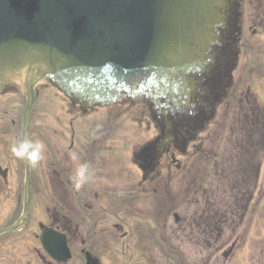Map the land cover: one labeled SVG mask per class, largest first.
<instances>
[{
    "label": "flooded vegetation",
    "instance_id": "1",
    "mask_svg": "<svg viewBox=\"0 0 264 264\" xmlns=\"http://www.w3.org/2000/svg\"><path fill=\"white\" fill-rule=\"evenodd\" d=\"M232 2L236 0L229 1L225 27L212 50L214 61L194 76V109L171 110L172 141L162 146L130 144L126 164L119 161L127 154L117 142L122 140L121 114H108L112 123L107 133L99 131L103 140L84 143L74 140L73 124L89 114L76 109L70 111L78 117L67 127L69 146L49 150L47 170L42 161L29 166L26 195L23 161L11 152L20 138L12 116L16 112L0 109V122L10 125V131L0 126V264H201L205 250L196 218L207 213L205 201L222 207L214 215H228L213 220L210 229L235 234L249 223L250 213L257 215L264 198V0L254 8L257 13L241 17V26ZM222 50L233 56L231 61H216ZM150 113L136 118L145 129L153 125ZM204 131L209 141L200 140ZM71 153L78 159L71 160ZM136 153L139 157L133 158ZM79 163H88L95 178L76 191L72 176ZM123 180L128 187L122 188ZM154 198L162 205L155 206ZM191 246L192 251L187 249Z\"/></svg>",
    "mask_w": 264,
    "mask_h": 264
},
{
    "label": "water",
    "instance_id": "2",
    "mask_svg": "<svg viewBox=\"0 0 264 264\" xmlns=\"http://www.w3.org/2000/svg\"><path fill=\"white\" fill-rule=\"evenodd\" d=\"M220 1L0 0V85L39 64L27 76L21 136L29 131L34 87L45 79L87 105L147 98L161 114L164 99L178 106Z\"/></svg>",
    "mask_w": 264,
    "mask_h": 264
},
{
    "label": "rangeland",
    "instance_id": "3",
    "mask_svg": "<svg viewBox=\"0 0 264 264\" xmlns=\"http://www.w3.org/2000/svg\"><path fill=\"white\" fill-rule=\"evenodd\" d=\"M227 0H221L220 5H214L213 11L215 12V23L213 24V27L208 29L207 35H211L212 32H216L217 35H221L220 32H217L218 25L220 22H222V18L225 15L227 17L226 12L223 10L224 6L227 4ZM235 3L236 9V19L238 20V23L242 24L241 17L244 14H253L257 13L254 12V8H257V4L259 3V0H253L251 3H246L245 1L236 0V2H232V4ZM251 4V6H249ZM230 12V11H229ZM231 17V13H230ZM240 24V26H241ZM238 26V29L241 27ZM242 28L240 29V31ZM215 36V41L213 44L209 47V49L206 51V61L207 63H210L213 60V54L212 50L213 47L218 43V36ZM241 36V33L237 34ZM247 34L244 32L242 38ZM243 41V40H241ZM238 50V48H237ZM232 55L227 53L226 50H222L217 53L216 55V61L219 62H229L231 61ZM240 61V60H239ZM191 68L194 67V64L190 65ZM197 71L200 73H203L205 71V65L198 60L197 62ZM16 75L7 74L4 76V78H7L6 83L2 86V91H0V109L9 111L10 114L12 112H16L12 114L14 115V120L17 122L19 117H15L16 114L22 115V102L23 98H25V91H26V81L23 79H17L15 77ZM184 81V80H183ZM183 83H186L185 81ZM194 86H197V83L193 82ZM184 86V85H183ZM187 88H191L190 86H187ZM198 87H195L194 91L190 90L185 92L186 97L182 98L180 101V105L183 106L185 109H194L191 107V105H195V102L192 101L193 97L195 96V93L197 92ZM203 90V89H202ZM204 91V90H203ZM189 92H192V94L188 95ZM196 101V99H195ZM76 102V101H75ZM164 103L166 105H169V108L174 106L172 102H169L168 100L164 99ZM153 104L151 103H143V101H139L138 103H132L131 105H111L106 107H97L92 106V109H85L83 110V114L86 112L89 114L86 115L88 118L81 119L79 121L74 122V140L76 142L78 141H84V143L93 142L97 143L103 139L101 138V135H99V131L103 130V133H107V127L112 123L107 119L108 114H113L114 112L120 113L121 116L119 117L120 124V132L122 134V140H117L118 147L121 149L123 148V152L127 154V156L122 157V161L119 160L122 164H126L128 162V158H130V154L128 150L131 152L130 144L131 145H142L144 142H151V143H157L161 140L160 130L159 127H156V120L154 118V115L150 113L151 121L153 123L152 128L145 129L144 125H141L137 123V119L141 120L143 117L139 116H145L144 112L149 111L151 112ZM83 106L74 104L72 101L65 97L63 91L61 89L55 88L51 83H44L39 84L36 88V96H35V104L33 107V112L31 115V121H30V127L31 132L29 134V137L33 140H40L45 144V158L42 160V168L48 169L49 163H51L52 159L48 155L49 150L52 151L51 148L53 147H59V149H66L69 145V135L67 132H69V122L73 117H78V114L73 112V115H70V111H79L82 109ZM124 113V114H123ZM190 113V112H189ZM76 115V116H75ZM154 119V120H153ZM61 120L64 122V124L59 125L58 121ZM150 121V120H149ZM108 123V124H107ZM116 124V123H115ZM4 125L5 127H10L7 120L4 122L3 120L0 122V126ZM17 125H20V120L17 123ZM160 125V124H159ZM104 126H106V132L104 131ZM18 127V126H17ZM145 130L148 131L147 134ZM10 131V128H9ZM208 131V130H207ZM19 131L17 130L16 133ZM192 136H194V131L190 132ZM205 131L200 134V140L205 138L206 140L208 137L204 134ZM179 139V137H177ZM202 139V140H203ZM194 141V138L192 139ZM110 141V140H107ZM113 141V140H111ZM199 141V140H198ZM177 140V145L179 146ZM125 144V146L123 145ZM208 146V145H207ZM210 146V144H209ZM208 146L207 149L210 147ZM128 149V150H127ZM208 157L209 154L205 155V157ZM128 159V160H127ZM54 161V159H53ZM127 161V162H125ZM263 170H264V161H262ZM204 166L205 165H201ZM129 166H127L128 168ZM130 168V167H129ZM194 173V172H193ZM262 180V179H261ZM191 183V182H190ZM122 188L128 187L126 184V181L123 180L121 182ZM262 186V182L260 181L258 185L259 187ZM177 183L174 184L173 189L175 191L178 190ZM191 187V185H189ZM188 187V188H189ZM159 189V193H160ZM154 200H157V204L155 206H161L162 204L161 199L154 198ZM258 205L257 203H255ZM170 205V204H169ZM177 206V205H176ZM258 211H256L257 215L252 216V213H250V220L244 228L241 229H235V234L228 229H220L219 238L215 239L213 236L215 232L211 230L210 224L212 223L210 219L213 217L210 215L209 212L204 213L202 211L200 215L196 218L197 221H200V229L198 232H200L201 236V243L203 244L202 250L210 249V251L205 253L202 252V261L201 264H264V246L260 245V241L264 239V198L261 205H258ZM216 208V207H215ZM214 208V209H215ZM161 207L159 208L160 211ZM168 210H164L165 214L167 215ZM172 213V212H171ZM171 213L169 215V223H171V226L174 225V223L171 221L170 218H172ZM239 215V214H237ZM219 216V215H217ZM236 216V215H235ZM228 217V215L224 214L222 215V218L224 219ZM234 217V216H233ZM232 218V214L230 216ZM194 220V219H193ZM225 220V219H224ZM171 221V222H170ZM253 226L249 230V234L246 235V229L250 226ZM247 227V228H246ZM260 231V233L258 232ZM170 232V231H169ZM263 236L262 239L258 240ZM234 243V245H233ZM189 250H193V246L187 247ZM190 251V252H191ZM189 251H185L184 253H187ZM207 262V263H206Z\"/></svg>",
    "mask_w": 264,
    "mask_h": 264
},
{
    "label": "clouds",
    "instance_id": "4",
    "mask_svg": "<svg viewBox=\"0 0 264 264\" xmlns=\"http://www.w3.org/2000/svg\"><path fill=\"white\" fill-rule=\"evenodd\" d=\"M11 152L16 159L26 161L31 167H36L45 158V144L30 137H21L13 142ZM70 158L73 161L78 159L75 153H71ZM94 178L92 167L88 163H79L72 176L73 188L80 191Z\"/></svg>",
    "mask_w": 264,
    "mask_h": 264
},
{
    "label": "trees",
    "instance_id": "5",
    "mask_svg": "<svg viewBox=\"0 0 264 264\" xmlns=\"http://www.w3.org/2000/svg\"><path fill=\"white\" fill-rule=\"evenodd\" d=\"M205 206H206L205 212H209L210 215L213 217L210 220H212V221L214 220V222H215V219H217V221H220L222 219V214H218L219 216H216V215L213 214V213L219 212L222 209V207H216V208L215 207H212V204L210 206L207 203V201H205ZM216 210H218V211H216ZM211 230H213L215 232V234L213 235L215 237V239H218L219 238V234H220V230L219 229H211Z\"/></svg>",
    "mask_w": 264,
    "mask_h": 264
},
{
    "label": "bare ground",
    "instance_id": "6",
    "mask_svg": "<svg viewBox=\"0 0 264 264\" xmlns=\"http://www.w3.org/2000/svg\"><path fill=\"white\" fill-rule=\"evenodd\" d=\"M37 65H39V64H36L33 66H29V65L24 66V70H22L20 77L24 78L25 74L33 75L38 70V68H36Z\"/></svg>",
    "mask_w": 264,
    "mask_h": 264
}]
</instances>
